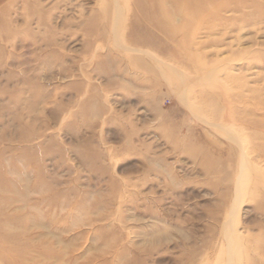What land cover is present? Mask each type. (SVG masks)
Masks as SVG:
<instances>
[{"label":"rangeland","instance_id":"rangeland-1","mask_svg":"<svg viewBox=\"0 0 264 264\" xmlns=\"http://www.w3.org/2000/svg\"><path fill=\"white\" fill-rule=\"evenodd\" d=\"M0 264H264V0H0Z\"/></svg>","mask_w":264,"mask_h":264},{"label":"bare ground","instance_id":"bare-ground-1","mask_svg":"<svg viewBox=\"0 0 264 264\" xmlns=\"http://www.w3.org/2000/svg\"><path fill=\"white\" fill-rule=\"evenodd\" d=\"M116 15V14H115ZM127 49V48H126ZM129 49V48H128ZM130 50V49H129Z\"/></svg>","mask_w":264,"mask_h":264}]
</instances>
